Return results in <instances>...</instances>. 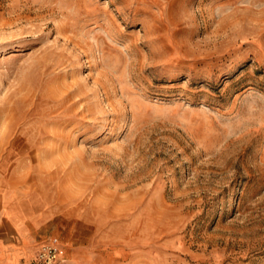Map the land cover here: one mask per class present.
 Wrapping results in <instances>:
<instances>
[{"label": "rangeland", "instance_id": "1", "mask_svg": "<svg viewBox=\"0 0 264 264\" xmlns=\"http://www.w3.org/2000/svg\"><path fill=\"white\" fill-rule=\"evenodd\" d=\"M15 227L29 264L53 242L58 264H264L263 5L0 0Z\"/></svg>", "mask_w": 264, "mask_h": 264}, {"label": "crops", "instance_id": "2", "mask_svg": "<svg viewBox=\"0 0 264 264\" xmlns=\"http://www.w3.org/2000/svg\"><path fill=\"white\" fill-rule=\"evenodd\" d=\"M259 5H263L264 8V0H257ZM15 231H18V236L19 239L15 242H6L3 239H0V264H22V262L24 264H29V261L31 258H33V256L36 253V249H37V240L34 238V236L28 235L23 229L21 228H13ZM22 235H26L28 236L34 247H33V252L29 254V256L25 259V260H20L18 259V261L16 262L15 259H13V255L11 253V251L13 250V248L16 246L17 243H19L21 241V236Z\"/></svg>", "mask_w": 264, "mask_h": 264}, {"label": "built area", "instance_id": "3", "mask_svg": "<svg viewBox=\"0 0 264 264\" xmlns=\"http://www.w3.org/2000/svg\"><path fill=\"white\" fill-rule=\"evenodd\" d=\"M59 258V250L56 243L43 246L38 255V264H56Z\"/></svg>", "mask_w": 264, "mask_h": 264}, {"label": "bare ground", "instance_id": "4", "mask_svg": "<svg viewBox=\"0 0 264 264\" xmlns=\"http://www.w3.org/2000/svg\"><path fill=\"white\" fill-rule=\"evenodd\" d=\"M48 241L52 242L53 240H52V238L48 237ZM59 256H60V260L57 262V264L64 260V258H63V250L62 249L59 250Z\"/></svg>", "mask_w": 264, "mask_h": 264}]
</instances>
